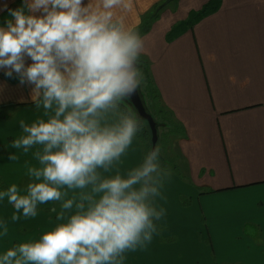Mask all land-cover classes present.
I'll list each match as a JSON object with an SVG mask.
<instances>
[{"label": "clouds", "instance_id": "1", "mask_svg": "<svg viewBox=\"0 0 264 264\" xmlns=\"http://www.w3.org/2000/svg\"><path fill=\"white\" fill-rule=\"evenodd\" d=\"M126 0H22L0 26V69L31 85V100L47 119L26 125L12 147L36 152L32 182L0 192L15 208L12 221L34 217L38 205L59 202L60 221L39 239L0 254V264H121L127 251L150 243L162 174L160 146L125 173L113 166L141 131L122 108L143 82L144 41L121 14ZM30 61V62H29ZM115 122H106V116ZM10 155V160L15 159ZM81 190L67 198V190ZM74 209V210H73ZM56 212L54 206L49 209ZM65 213H69L67 216ZM2 235L8 226L2 224Z\"/></svg>", "mask_w": 264, "mask_h": 264}, {"label": "crops", "instance_id": "2", "mask_svg": "<svg viewBox=\"0 0 264 264\" xmlns=\"http://www.w3.org/2000/svg\"><path fill=\"white\" fill-rule=\"evenodd\" d=\"M162 1L126 0L128 8L121 14L133 28L139 17L153 13V25L141 35L144 49L139 58L146 65L158 106L176 128L172 138L176 165L187 182L210 192L198 198L208 232L217 213V198L228 203L229 212L240 203L252 205L255 215L239 221L259 229L258 249L264 246V207L259 205L264 199V0ZM211 1H215L212 11L200 15ZM17 4L21 6L22 0H0V23ZM7 85L0 76V89ZM14 95L15 103L32 102L27 94ZM105 119L109 124L116 120L111 115ZM5 128L8 131L10 126ZM168 187L156 196L160 205L174 201L175 192L180 191L173 182ZM184 218L191 225L197 222L193 215ZM169 219L165 217L162 223L171 224ZM170 220L174 226L164 233L177 234L180 241L175 245L185 254L184 262L192 264L197 256L206 260L194 228L188 232L185 226L179 227L182 219L178 216ZM215 224L217 232L210 233L209 239L219 252L224 247L220 241L234 246L235 230L230 232L218 218ZM154 242L155 232L141 249L152 248ZM243 244L247 250L254 246L249 239ZM247 255L250 262L261 259ZM170 256L165 253L153 264H173Z\"/></svg>", "mask_w": 264, "mask_h": 264}, {"label": "rangeland", "instance_id": "3", "mask_svg": "<svg viewBox=\"0 0 264 264\" xmlns=\"http://www.w3.org/2000/svg\"><path fill=\"white\" fill-rule=\"evenodd\" d=\"M162 3H164V0ZM16 6L19 7V4ZM152 14L139 18L136 17L139 19V22L136 27H133V29L138 31L140 35L144 34L142 31L152 19ZM6 18L10 19L11 17L2 16L0 26L4 25ZM139 65H141V70L145 67H142L144 63L140 58ZM0 76L4 81L7 80L10 84V86L7 85L5 88L0 89V104H6V101L13 100V104L0 106V192H3L11 185L16 184L18 189L21 190V194H24L23 190H25L27 185L32 182L28 175V168L39 167V163L36 159V152L41 149L40 146H33L28 152H25L23 148H13L12 142L23 135V130L20 127L21 122L26 125H31L37 120H46L47 115L42 108L37 111L34 104H31L30 101H20L19 103H15L17 101H15L14 93L18 94L20 97L26 94L27 97L31 96V89L28 90V88H25L24 84L22 85L19 82V77L16 74H13L12 77H8L0 71ZM142 84L144 87V79ZM153 116L157 124L161 125L158 129V139L155 145H158L161 148L160 164L162 171V174L157 177L159 181L157 197L165 187L169 189L168 184L172 182L178 189H180V191L175 192L176 198L174 201L170 200L162 205L156 201L155 197L154 206L157 210L163 209V215H161L158 220L154 221L156 225V242L153 243V246L150 249L147 247L141 249L140 247L135 251H127L123 256L121 264H153L155 260L162 258L165 253L167 255H172L169 260H175L173 264H186V262H184L185 254L183 256V254L180 253L179 248L175 245L180 241L177 234L172 233L171 235H168L164 233V230H169V227L174 226V222L170 220L173 216H178L182 219L181 223H178L179 227L185 226L188 232L194 228L197 243L206 254V260L202 259L201 256H197L192 264H261L264 259V246L261 245L258 249L256 248L258 245L257 243H260L257 240L259 239V229L250 224H243V222L239 221V219L255 215L252 205L248 202L240 203L236 208L231 209L230 213L228 203L221 198H217L215 200L217 213L212 215L211 230L208 232V227L204 220L205 216L202 212L198 198L200 196H208L210 195V192L209 190L201 191L196 189L191 183H189V181H186V177L183 175L182 171L178 170L175 160L176 153L172 147V138L176 136V128L171 126L169 123L171 120L168 119L167 116H165L164 119L156 113H154ZM140 122L142 127H146L144 121L142 122L140 120ZM164 123L168 125L163 126L165 125ZM7 126H10L8 131H6L5 128ZM133 144L135 146L131 145L122 156L121 161L113 166L112 173L117 171L125 173L126 171L137 167L142 162L143 156L152 148L151 135L148 134L145 136L141 129V131L134 137ZM10 155H15L16 158L10 160ZM67 191L68 196L65 197V199L72 197L78 198L79 193L81 192V190L78 189ZM53 203L56 207V212L49 211V209L53 207ZM259 205L260 208L264 207V199ZM256 207L258 208V206ZM15 211L13 205L8 203L7 198L0 200V225L6 223L8 226L7 236L2 235L3 228L0 227V254H3L7 249L12 248L16 244L39 239L43 233L51 230L54 226L60 223V221H57V215L63 210L60 208L59 202H49L47 204L38 205L37 214L34 217H24L21 210L20 213H17V215L20 216V219L12 221L11 217ZM229 213L231 214V217L228 216ZM68 214L69 213H65L66 216ZM191 215L197 218V222H193V225L184 218ZM165 217L166 219L170 218L168 221L171 224L162 223ZM216 218H218L219 222L226 226L230 232L235 230L232 234L234 235V246H232L233 242H231V247H228V240L220 241V243H223L224 245L223 250L220 252L219 247L209 239L210 233L217 232L215 224ZM223 230L226 229L224 228ZM248 239L249 241H253L254 246L249 247L247 250L244 248L243 243ZM228 248H231V250L228 251ZM247 254H253L256 257L261 258L259 263L250 262Z\"/></svg>", "mask_w": 264, "mask_h": 264}, {"label": "trees", "instance_id": "4", "mask_svg": "<svg viewBox=\"0 0 264 264\" xmlns=\"http://www.w3.org/2000/svg\"><path fill=\"white\" fill-rule=\"evenodd\" d=\"M214 2H215V1H211V2H209V3L203 8V10L201 11L200 15H204V14H206V13L212 11V9H213V7H214ZM195 16H196V14L193 15V17H194V18H193V22L196 20ZM153 18H154V17L152 16V19L147 23L146 27H144V30L142 31L143 33H144L145 30L148 29L149 26L151 25V22H152ZM138 66L140 67L141 65H138ZM144 66H145V67H144ZM142 67H144V68L142 69V70H143L142 73H143V77H144V83H145V86L143 87V84L141 83L140 87L137 88V91H138V93H139V97H140V99H141V102H142V104H143V106H144L146 112L152 116V118H153L154 121H155L154 116H153L154 113H156V114L159 115L162 119H164L165 116H166V114H165L164 111L161 109V107L158 106V103H157L158 101H157V99H156L157 96H156V93H155L154 89L152 88L151 83H150V79H149V76H148V71L146 70V65L144 64V65H142ZM140 68H141V67H140ZM125 102L129 105V107L131 108L132 112L138 117L136 111H135L134 108L131 106V104H130V102L128 101V99H126V100L123 102V104H122V108H123V109H126V110H130V108L128 107V105H127ZM31 104H33V102H31ZM131 110H130V111H131ZM138 118H139V117H138ZM139 120H141V119L139 118ZM141 121L143 122V120H141ZM144 122H145V121H144ZM162 122H163V121H162ZM155 123H156V128H157V135H158V129H159V127H161V125H160V124H157L156 121H155ZM164 124H165V123H164ZM145 125H146V127H145V126L142 127V125H141V129H142L143 133L145 134V136L148 135V134L150 135V130H149L148 125H147L146 122H145ZM167 125H168V124H165V125H163V126H167ZM174 128H175V127H174Z\"/></svg>", "mask_w": 264, "mask_h": 264}, {"label": "water", "instance_id": "5", "mask_svg": "<svg viewBox=\"0 0 264 264\" xmlns=\"http://www.w3.org/2000/svg\"><path fill=\"white\" fill-rule=\"evenodd\" d=\"M128 101L135 109L138 117L147 123L151 135V147L154 148L158 139L156 123L152 116L146 112L137 90L130 98H128Z\"/></svg>", "mask_w": 264, "mask_h": 264}]
</instances>
